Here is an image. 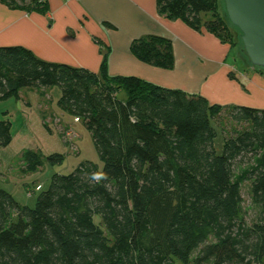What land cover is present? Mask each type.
<instances>
[{
  "label": "trees",
  "instance_id": "1",
  "mask_svg": "<svg viewBox=\"0 0 264 264\" xmlns=\"http://www.w3.org/2000/svg\"><path fill=\"white\" fill-rule=\"evenodd\" d=\"M0 2L47 9V0ZM222 2L157 0L161 16L206 30L233 50L238 31ZM131 52L157 68L175 66L166 38H141ZM53 87L61 90L59 107L92 133L103 165L84 162L55 174L47 189L36 188L33 207L0 188V264H264L263 109L211 105L138 78L110 77L108 54L97 74L44 61L22 46L0 47V100ZM224 112L234 127L219 131L215 121ZM12 139V123L0 120V147ZM63 161L48 156L50 164ZM42 165V155L23 154L24 173Z\"/></svg>",
  "mask_w": 264,
  "mask_h": 264
},
{
  "label": "crops",
  "instance_id": "2",
  "mask_svg": "<svg viewBox=\"0 0 264 264\" xmlns=\"http://www.w3.org/2000/svg\"><path fill=\"white\" fill-rule=\"evenodd\" d=\"M148 36L171 40L172 70L132 54L133 42ZM6 46H22L44 61L97 74L108 54L110 77L138 78L202 96L211 105L264 110V72L232 63L231 47L206 30L161 16L157 0H47L43 12L0 2V47Z\"/></svg>",
  "mask_w": 264,
  "mask_h": 264
},
{
  "label": "rangeland",
  "instance_id": "3",
  "mask_svg": "<svg viewBox=\"0 0 264 264\" xmlns=\"http://www.w3.org/2000/svg\"><path fill=\"white\" fill-rule=\"evenodd\" d=\"M222 10L225 13L223 2ZM237 33L240 44L233 49L231 61L239 67L244 63L245 67L253 68L244 57L240 34ZM20 95L22 100H0V120H9L12 123L13 137L9 146L0 147V188L11 193L21 205L33 207L38 196L36 188L43 186L47 189L55 174L68 175L84 162H91L99 167L103 164L92 133L83 121L59 107L60 88H27ZM120 97L125 98V93L122 92ZM215 124L219 131L223 127L227 130L234 127L226 112L222 113ZM219 131L216 147L221 151L224 140ZM27 151L42 155L43 165L36 173L26 174L22 171L23 154ZM52 154L63 155V163L50 164L48 156ZM243 199L248 219L254 218L249 183L243 186Z\"/></svg>",
  "mask_w": 264,
  "mask_h": 264
},
{
  "label": "water",
  "instance_id": "4",
  "mask_svg": "<svg viewBox=\"0 0 264 264\" xmlns=\"http://www.w3.org/2000/svg\"><path fill=\"white\" fill-rule=\"evenodd\" d=\"M225 15L239 32L251 67L264 70V0H222Z\"/></svg>",
  "mask_w": 264,
  "mask_h": 264
},
{
  "label": "built area",
  "instance_id": "5",
  "mask_svg": "<svg viewBox=\"0 0 264 264\" xmlns=\"http://www.w3.org/2000/svg\"><path fill=\"white\" fill-rule=\"evenodd\" d=\"M40 187H41V186H40ZM40 187H39V188H40ZM39 188H38V189H39Z\"/></svg>",
  "mask_w": 264,
  "mask_h": 264
}]
</instances>
